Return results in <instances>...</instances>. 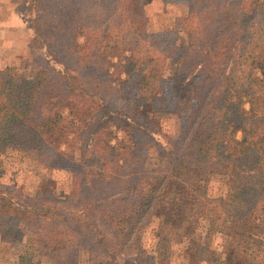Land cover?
<instances>
[{
    "label": "trees",
    "instance_id": "obj_1",
    "mask_svg": "<svg viewBox=\"0 0 264 264\" xmlns=\"http://www.w3.org/2000/svg\"><path fill=\"white\" fill-rule=\"evenodd\" d=\"M163 2L185 14L154 31L145 0H23L45 52L33 75L0 69V156L33 152L75 189L46 174L19 201L0 182L1 239L35 229L20 264H170L184 240L188 264H264V0Z\"/></svg>",
    "mask_w": 264,
    "mask_h": 264
},
{
    "label": "rangeland",
    "instance_id": "obj_2",
    "mask_svg": "<svg viewBox=\"0 0 264 264\" xmlns=\"http://www.w3.org/2000/svg\"><path fill=\"white\" fill-rule=\"evenodd\" d=\"M21 2L23 0H0V69L13 66L28 75H33L36 69L34 58L44 54L45 47L34 35L31 27V16L23 11ZM145 8L150 28L154 31L167 29L176 17L185 14V7L182 4H166L163 0H145ZM182 41H185L184 34L178 36V42L181 43ZM154 68L159 70L160 77H168L173 70V66L167 58L159 65L156 64ZM186 107L187 104L183 102L181 108ZM245 107L249 108V105L246 104ZM156 121V127L163 128L164 132H176L175 122L178 121L174 114L166 113L161 121L159 119H156ZM118 135L122 137V132L118 131ZM237 138H241V133L238 134ZM157 148V146L148 147L146 152L148 155L145 161L147 165L152 166L159 163L161 154L158 153ZM46 174H50L58 181L59 191L66 196L75 189L69 172H48L33 152L0 156V182L6 186H11L10 188H13L11 190L12 195L15 199L19 197V201L35 195L39 182ZM226 191L224 178L214 177L211 180L209 185L210 196H221ZM203 225L205 227L206 223L203 222L202 228ZM150 227L153 228V225L145 229L143 234V240L148 249L153 247L151 244L149 245L150 236L152 235V228ZM22 228L25 229L23 230V236H20L21 240H25L29 234L34 235V233H30L35 231L33 227L21 224L17 228L14 238L6 241L0 237V264H20L18 255L15 252L22 249L21 240L16 241L15 238L21 234ZM223 243L224 239L220 234L213 236L211 247L217 254L220 253L222 256ZM187 245V241L184 240L174 247V255L170 264L189 263L184 256ZM32 262V264H54L52 260L38 253L34 256Z\"/></svg>",
    "mask_w": 264,
    "mask_h": 264
},
{
    "label": "crops",
    "instance_id": "obj_3",
    "mask_svg": "<svg viewBox=\"0 0 264 264\" xmlns=\"http://www.w3.org/2000/svg\"><path fill=\"white\" fill-rule=\"evenodd\" d=\"M22 6H23V2H21Z\"/></svg>",
    "mask_w": 264,
    "mask_h": 264
}]
</instances>
